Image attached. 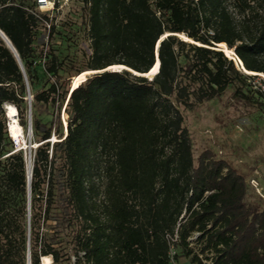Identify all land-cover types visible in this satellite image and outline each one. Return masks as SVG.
<instances>
[{
  "label": "trees",
  "instance_id": "obj_1",
  "mask_svg": "<svg viewBox=\"0 0 264 264\" xmlns=\"http://www.w3.org/2000/svg\"><path fill=\"white\" fill-rule=\"evenodd\" d=\"M77 1L91 51L82 59L55 48L59 20L37 52L50 19L37 0H0V30L27 76L0 35V264H28L29 250L31 264H264V210L224 159L195 166L180 109L234 84L249 98L241 87L264 75V0ZM41 68L53 79L34 89ZM86 70L97 72L65 83ZM29 88L30 219L28 160L6 122L13 104L29 130ZM66 101V132L59 117L54 130L41 107Z\"/></svg>",
  "mask_w": 264,
  "mask_h": 264
},
{
  "label": "rangeland",
  "instance_id": "obj_2",
  "mask_svg": "<svg viewBox=\"0 0 264 264\" xmlns=\"http://www.w3.org/2000/svg\"><path fill=\"white\" fill-rule=\"evenodd\" d=\"M81 6L79 1L72 0L70 5L65 7L58 16L60 32L54 37L52 42L62 56L68 55L82 59L84 55H88L91 52L86 29L84 28L85 19L82 16ZM180 37L185 36L181 34ZM46 41L45 33L41 32L35 42L37 52L41 51ZM231 53V57H235L240 67H242L234 51H228V54ZM107 69L121 71L126 68L109 66ZM95 72L97 71L86 70L74 76L65 74V83L73 88L82 79L87 78L88 74ZM38 75L34 89L43 87L50 77L49 74H45L42 68L39 70ZM153 75L146 76L152 77ZM261 78L264 79L263 74H259L258 78L251 80L252 82L246 87H241L242 91L249 95V98L238 95L236 93L238 84H234L229 86L218 97L196 103L191 109L180 105V109L184 115V126L189 130L192 139L195 166H198L202 155L209 158L224 159L244 176L247 183L246 201L248 204L264 210V101L255 91V88L262 84ZM29 93L32 96L31 88H29ZM59 105L58 102L55 106H42L41 116L48 124L54 119L56 122L54 130L60 127V119L62 128L66 132L65 127L68 119L66 112L67 101L61 109ZM7 108L6 105L7 130L8 135L13 140L9 131L11 119ZM22 128L24 135L22 142L23 146L26 147L24 152L29 165L30 151L33 152L35 149L31 148L30 150V140H32V145L34 146L37 142L33 133L30 136L29 130ZM51 139L56 141L59 138L53 132ZM174 252H176L175 249H173L172 253ZM176 263L196 264L183 255L179 256ZM44 264H48V262L44 261ZM50 264L57 263H52L51 261ZM63 264L71 263L65 262Z\"/></svg>",
  "mask_w": 264,
  "mask_h": 264
},
{
  "label": "built area",
  "instance_id": "obj_3",
  "mask_svg": "<svg viewBox=\"0 0 264 264\" xmlns=\"http://www.w3.org/2000/svg\"><path fill=\"white\" fill-rule=\"evenodd\" d=\"M72 0H37V4L34 8V12L40 13V12H48L50 15V19L44 20V23L46 25L47 33L46 37H48V32L51 29V24L53 20L57 21L59 14L62 12V10L65 7H68L70 5V2ZM38 15V14H37ZM39 16V15H38ZM41 17V16H40ZM221 47V44H218ZM227 46V45H226ZM222 48V47H221ZM223 49V48H222ZM224 50V49H223ZM225 51V50H224ZM227 54V52L225 51ZM228 55V54H227ZM231 57V55H228ZM235 60L236 58L233 57ZM124 68V67H123ZM28 83V82H27ZM29 87V85H28ZM73 89V88H72ZM29 98H30V93H29ZM12 136V134H11ZM13 137V136H12ZM14 145L16 146L17 149H26L25 146H20L18 138L13 137ZM32 140H30L31 142Z\"/></svg>",
  "mask_w": 264,
  "mask_h": 264
},
{
  "label": "water",
  "instance_id": "obj_4",
  "mask_svg": "<svg viewBox=\"0 0 264 264\" xmlns=\"http://www.w3.org/2000/svg\"><path fill=\"white\" fill-rule=\"evenodd\" d=\"M0 35L3 37V39L5 40V42L7 43V45L15 53L16 57L18 58V60L20 62V65L22 67V70L24 72V75H25V77L27 79V76H26V73H25V69L23 67V64H22V62H21V60L19 58V55H18L15 47L13 46V44L11 43V41L9 40V38L5 35V33L2 30H0ZM239 61L242 64L241 60H239ZM124 68L127 69V67H124ZM252 73H254V72H252ZM154 74H156V73H154ZM254 74H256V73H254ZM73 88H76V87H73ZM31 100H32V98H31V94H30V98H29V133H30V136L33 133V128H32V104H31ZM37 146H38V144L34 146V145H32V141L30 142V150H31V148L37 147ZM28 166H29V174H28V183H29V186H28V210H29V214L28 215H29V219H30V216H31V178H32V153H31V151H30V159H29V165ZM28 264H31L30 250L28 251Z\"/></svg>",
  "mask_w": 264,
  "mask_h": 264
},
{
  "label": "bare ground",
  "instance_id": "obj_5",
  "mask_svg": "<svg viewBox=\"0 0 264 264\" xmlns=\"http://www.w3.org/2000/svg\"><path fill=\"white\" fill-rule=\"evenodd\" d=\"M157 69H158V65H157V68L155 69V71L153 72V74L156 73ZM7 107H8L7 108L8 109V115H9V117L11 119L10 120V124H9V131L12 134L13 137L18 138L19 143H20L19 145L22 146L23 145L22 140L24 138V135H23L22 125L20 124V122L18 120L17 107L15 105H13V104H8ZM36 145H37V143H36Z\"/></svg>",
  "mask_w": 264,
  "mask_h": 264
}]
</instances>
